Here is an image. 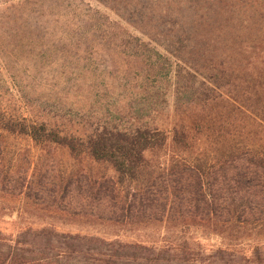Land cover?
<instances>
[{
    "label": "trees",
    "instance_id": "trees-1",
    "mask_svg": "<svg viewBox=\"0 0 264 264\" xmlns=\"http://www.w3.org/2000/svg\"><path fill=\"white\" fill-rule=\"evenodd\" d=\"M95 1L109 14L75 0L17 4V22L30 19L33 41L52 53L50 74L39 103L24 98L15 111L0 100V139L112 170L97 189L81 178L86 199L107 205L98 220L116 238L28 228L0 238V264H204L192 236L219 239L218 256L254 241L251 264H264V21L245 0ZM9 79L17 93L27 88ZM116 90L134 94L123 105ZM86 106L102 117L91 120ZM209 141L224 156L205 178V152L194 167L152 162ZM69 178H60L65 195ZM127 232L136 240L117 238Z\"/></svg>",
    "mask_w": 264,
    "mask_h": 264
},
{
    "label": "rangeland",
    "instance_id": "rangeland-1",
    "mask_svg": "<svg viewBox=\"0 0 264 264\" xmlns=\"http://www.w3.org/2000/svg\"><path fill=\"white\" fill-rule=\"evenodd\" d=\"M20 1L24 0H0V100L15 111H18L24 98L39 103L46 97L45 87L42 85L50 74L47 57L52 54L44 45L33 41V34L29 28L30 19L26 20L23 17L17 22L20 13L18 16L14 14L18 10L15 9ZM75 1L84 8L91 7L109 14L95 0ZM245 1L248 3L246 6L248 14L254 15L256 11L258 13V16L255 15L257 22L260 23V19L264 21V0ZM249 5L252 7L250 8ZM9 10L14 13L12 12L11 19L7 21ZM30 11L31 7L27 4L24 12L29 15ZM24 20L26 21L21 22ZM262 25L264 28V24ZM9 78L19 82L24 80L22 87L27 86V88L17 93L11 85L10 87L7 85ZM84 79L87 78L84 77ZM33 80H40L43 88L40 86L31 89L34 86ZM129 93L133 91L120 93L116 90L112 96L115 98L118 95L124 105ZM86 101L82 103L85 105ZM84 112H87L94 121L103 115V111L99 108L90 110L87 106ZM166 122L165 119L161 121L156 119L155 124L158 126L165 124L167 128ZM201 152H205L207 158L206 161H202V169H200V174L205 178L207 169L214 172L224 156V153L218 151L211 141L198 144L188 152L172 150L162 153L152 158V162L159 165L161 170L168 166L170 161L178 164L179 169L183 167L181 165H184V162L194 167L196 164L194 159ZM166 172H163L164 178L168 179ZM83 175L89 177L91 181H97L96 184L90 183L95 185L96 189L103 179H115L112 170L107 166L90 165L86 160L74 162L63 149L35 147L27 140L15 138L0 139V189L2 185L4 186L3 193L0 192V207L5 208L0 212V238L13 240L20 232L28 228L33 231L48 228L59 234H80L115 239L114 231L105 229L98 220L105 215L104 208L107 205L97 208L96 199H86L88 188L85 180L81 178ZM63 176L64 178L70 177L68 179L71 184L70 192L66 195L60 185V178ZM25 180L29 181V184L25 183ZM105 186L110 190L109 184ZM216 188L218 185H215L214 189ZM52 191H54V197L49 196ZM117 238L122 242L136 240L133 233L128 232L120 234ZM189 242L197 244L195 247L200 253L194 258L201 260L204 264H251L253 261L251 253L256 245L254 241L248 240L234 251V255L218 256L215 251L221 246V242L217 238L196 239L192 236ZM260 244L263 250L262 261H264V241Z\"/></svg>",
    "mask_w": 264,
    "mask_h": 264
}]
</instances>
